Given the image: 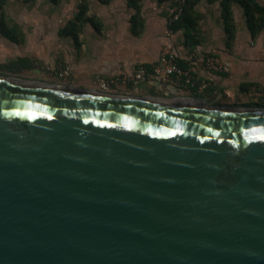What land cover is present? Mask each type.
<instances>
[{"label": "water", "instance_id": "obj_1", "mask_svg": "<svg viewBox=\"0 0 264 264\" xmlns=\"http://www.w3.org/2000/svg\"><path fill=\"white\" fill-rule=\"evenodd\" d=\"M0 264H264V109L0 76Z\"/></svg>", "mask_w": 264, "mask_h": 264}, {"label": "rangeland", "instance_id": "obj_2", "mask_svg": "<svg viewBox=\"0 0 264 264\" xmlns=\"http://www.w3.org/2000/svg\"><path fill=\"white\" fill-rule=\"evenodd\" d=\"M84 1L88 4L86 17L97 29L84 22L77 23L74 30L63 31L75 21L81 0H60L58 4L50 0L4 1L0 20L8 30H16L18 40L23 39L12 44L0 36V76L128 98L187 97L214 106L264 109V90L259 85L239 82L218 87L206 78L210 74L233 81V66L242 58L232 57V50L257 49L264 43V30L252 37L238 4L231 6L234 39L228 44L219 1L200 0L191 7L187 37L183 29L174 32L170 28L173 13L181 16L185 0L156 1L152 5L150 0H140L144 2L140 3L142 28L136 34L130 32L129 18L134 11L127 0ZM256 2L264 7V0ZM167 43L178 61L180 56L189 61L193 86L184 84L183 79H165L164 70L158 75L160 81L149 77L145 83L132 85L128 77L138 66H146L144 62L158 64ZM20 58L23 61L14 64ZM209 63L215 68L209 69ZM97 79L108 81L107 91L98 89ZM208 93L212 95L209 98L205 97Z\"/></svg>", "mask_w": 264, "mask_h": 264}, {"label": "trees", "instance_id": "obj_3", "mask_svg": "<svg viewBox=\"0 0 264 264\" xmlns=\"http://www.w3.org/2000/svg\"><path fill=\"white\" fill-rule=\"evenodd\" d=\"M6 0H0L1 4ZM60 0H50L52 4H58ZM102 1V0H96ZM159 3H162L165 0H157ZM200 0H185V3L182 5L181 10L182 14L175 21H172L170 28L172 31L176 32L180 29H183L184 37L188 36L189 31L191 30V16L189 14L191 7ZM208 3L219 1L220 5V16L223 23L224 34L226 36L228 44L234 39V25L231 16V6L233 4H238L242 9L245 16V21L252 37L256 36L257 33L264 30V7L260 6L256 0H206ZM140 0H127V5L129 8L133 9L134 13L130 17L131 30L132 33H138L142 28V21L140 18ZM88 11V4L86 1L81 0L77 7L76 18L73 23L65 26L63 31L74 30L77 26V23L90 22L94 28H98L92 20L86 17ZM71 25V26H70ZM15 29L8 30L4 24V21L0 20V33L11 41L18 42V39L15 36ZM179 66L186 70L187 68L181 61H178Z\"/></svg>", "mask_w": 264, "mask_h": 264}, {"label": "crops", "instance_id": "obj_4", "mask_svg": "<svg viewBox=\"0 0 264 264\" xmlns=\"http://www.w3.org/2000/svg\"><path fill=\"white\" fill-rule=\"evenodd\" d=\"M156 1L157 0H150V4L152 5ZM140 3L144 5V2H140ZM140 14H141V4H140ZM129 24H130V32L132 33L130 18H129ZM222 28H223V23H222ZM223 33H224V29H223ZM0 36L3 39L7 40V42L12 43V44L19 43L23 39V37H20L18 42H16V41H11L7 39L1 33H0ZM263 44L259 45L257 49L246 48L244 50H237V49L232 50V53H231L232 57L242 58V60H239L236 66H233V81L225 82L222 80L223 79L222 76H211L210 74H207L206 78L214 82V86L217 85L218 87H223V86L230 87V85L234 86L235 84L242 82L244 85H247V86H250L251 84H257L264 90V49H262ZM179 58H180L179 61H181L184 64V66L187 69H189L188 67L189 61L187 60V58L184 56L183 57L180 56ZM22 61H23V58H20L17 61H15L14 64H19V62H22ZM143 64L146 66H150L151 62H144ZM199 72L200 74H203L201 71ZM147 85H149V89L151 88L153 89L152 84L149 83ZM210 96L212 95L208 93V95L205 97L209 98Z\"/></svg>", "mask_w": 264, "mask_h": 264}, {"label": "built area", "instance_id": "obj_5", "mask_svg": "<svg viewBox=\"0 0 264 264\" xmlns=\"http://www.w3.org/2000/svg\"><path fill=\"white\" fill-rule=\"evenodd\" d=\"M173 14V21H175L179 14L176 12ZM211 68H215L213 63H209V69ZM162 70L165 72V79H183L184 84L193 86L190 70H184L179 66L177 55L170 43H167L164 46L158 64L151 66H138L133 74L128 77V80L134 86L145 83L149 77H152L153 80L160 81L161 79L158 75ZM95 83L99 90L107 91L108 81L97 79Z\"/></svg>", "mask_w": 264, "mask_h": 264}]
</instances>
